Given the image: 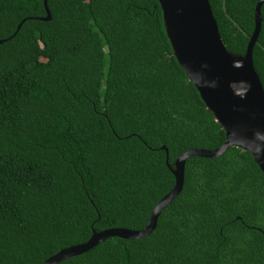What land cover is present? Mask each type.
I'll list each match as a JSON object with an SVG mask.
<instances>
[{
  "label": "trees",
  "instance_id": "16d2710c",
  "mask_svg": "<svg viewBox=\"0 0 264 264\" xmlns=\"http://www.w3.org/2000/svg\"><path fill=\"white\" fill-rule=\"evenodd\" d=\"M259 0H209L244 54ZM0 0V264H42L95 232L143 229L166 164L226 132L179 64L159 0ZM253 62L264 87V2ZM20 28L18 29V26ZM57 264H264V173L249 151L186 160L145 237Z\"/></svg>",
  "mask_w": 264,
  "mask_h": 264
},
{
  "label": "water",
  "instance_id": "95a60500",
  "mask_svg": "<svg viewBox=\"0 0 264 264\" xmlns=\"http://www.w3.org/2000/svg\"><path fill=\"white\" fill-rule=\"evenodd\" d=\"M255 7V25L244 54H234L220 35L209 0H159L173 53L193 82L216 120L226 132V140L216 149L191 148L166 164L175 177L173 188L155 205L143 229L109 228L95 232L84 243L64 248L42 264H57L79 255L111 236L138 239L148 235L158 217L182 190L186 160L193 156L218 157L231 147L247 150L264 173V87L253 62V48L261 30V6ZM48 16L51 15L44 0ZM18 26V29L20 28Z\"/></svg>",
  "mask_w": 264,
  "mask_h": 264
}]
</instances>
